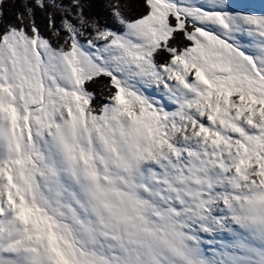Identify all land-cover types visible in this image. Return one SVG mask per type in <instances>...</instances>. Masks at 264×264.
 Masks as SVG:
<instances>
[{"label":"snow or ice","instance_id":"6c2138e0","mask_svg":"<svg viewBox=\"0 0 264 264\" xmlns=\"http://www.w3.org/2000/svg\"><path fill=\"white\" fill-rule=\"evenodd\" d=\"M5 3L0 264H264V5Z\"/></svg>","mask_w":264,"mask_h":264},{"label":"trees","instance_id":"16d2710c","mask_svg":"<svg viewBox=\"0 0 264 264\" xmlns=\"http://www.w3.org/2000/svg\"><path fill=\"white\" fill-rule=\"evenodd\" d=\"M90 7L85 9L86 14L95 17L101 24H107L115 27L109 16V10L107 8L108 0H89ZM20 8V0H6L3 6L4 19L12 21L15 18V14ZM37 23L40 25L41 30H44V18L41 14L37 13ZM97 96L100 93L99 85L94 86Z\"/></svg>","mask_w":264,"mask_h":264},{"label":"rangeland","instance_id":"374dc122","mask_svg":"<svg viewBox=\"0 0 264 264\" xmlns=\"http://www.w3.org/2000/svg\"><path fill=\"white\" fill-rule=\"evenodd\" d=\"M248 2L256 6V11H260L261 6L264 5V0H248Z\"/></svg>","mask_w":264,"mask_h":264}]
</instances>
